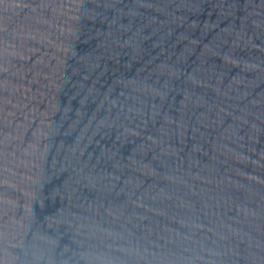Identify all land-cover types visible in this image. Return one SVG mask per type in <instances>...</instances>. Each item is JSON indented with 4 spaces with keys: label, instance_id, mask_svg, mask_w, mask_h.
<instances>
[{
    "label": "water",
    "instance_id": "water-1",
    "mask_svg": "<svg viewBox=\"0 0 264 264\" xmlns=\"http://www.w3.org/2000/svg\"><path fill=\"white\" fill-rule=\"evenodd\" d=\"M0 264H264V0H0Z\"/></svg>",
    "mask_w": 264,
    "mask_h": 264
}]
</instances>
